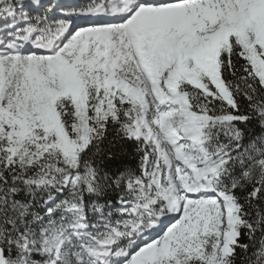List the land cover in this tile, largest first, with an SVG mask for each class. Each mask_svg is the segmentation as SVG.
<instances>
[{"label": "snow or ice", "instance_id": "snow-or-ice-1", "mask_svg": "<svg viewBox=\"0 0 264 264\" xmlns=\"http://www.w3.org/2000/svg\"><path fill=\"white\" fill-rule=\"evenodd\" d=\"M0 264H264V0H0Z\"/></svg>", "mask_w": 264, "mask_h": 264}]
</instances>
